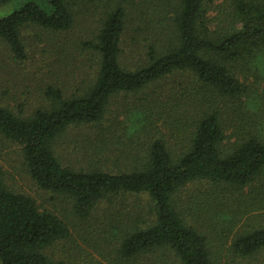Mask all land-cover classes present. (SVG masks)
<instances>
[{
    "label": "trees",
    "instance_id": "trees-1",
    "mask_svg": "<svg viewBox=\"0 0 264 264\" xmlns=\"http://www.w3.org/2000/svg\"><path fill=\"white\" fill-rule=\"evenodd\" d=\"M75 3L24 0L0 16V38L14 57L24 59L21 27L33 24L53 32L67 31L74 23ZM173 5L172 32L166 34L165 43L148 44L145 59L136 68L125 67L120 61L126 10L120 3L110 5L92 39L81 43L98 55L93 81L71 95L48 85L47 106L28 115L0 105V133L20 145L36 184L70 198L80 218L112 194L149 197L153 217L145 227L134 226L123 233L119 257L133 261L147 253L171 252L178 264H214L208 237L184 221L174 196L193 181L223 185L231 194L233 187H249L264 172V139L259 135L248 134L231 148H221L225 114L236 108V99L246 89L232 65L264 49V0H231L228 27L217 31L209 27L204 0H177ZM176 71L194 77L179 93L187 98L191 111L174 117L171 125L177 135L185 130L188 144L184 149L173 153L156 137L137 164L118 173L101 168L75 170L59 162L54 141L69 126L101 123L114 96L138 92ZM147 106L159 108L156 101H147ZM169 107L173 111L176 106L169 102ZM186 122L187 128L183 127ZM242 217L249 218L248 214ZM253 219L231 241L235 253L248 256L264 248V224L253 223ZM68 232L59 216L40 210L31 197L12 191L0 178V264H79L48 253Z\"/></svg>",
    "mask_w": 264,
    "mask_h": 264
},
{
    "label": "rangeland",
    "instance_id": "rangeland-1",
    "mask_svg": "<svg viewBox=\"0 0 264 264\" xmlns=\"http://www.w3.org/2000/svg\"><path fill=\"white\" fill-rule=\"evenodd\" d=\"M22 1L0 0V16ZM176 1L76 0L74 23L67 31L53 32L33 24L21 27L24 59L14 57L0 38V105L28 115L47 106L48 85L71 95L90 84L98 69V55L81 43L92 39L103 11L114 3L126 10L120 61L125 67L140 66L146 46L165 43L166 34L172 32ZM230 1L204 0L211 30L228 27ZM254 54L232 65L234 75L246 89L236 99V108L225 114L224 150L248 134L264 139V49ZM189 80L194 81L190 73L176 71L138 92L117 94L101 123L71 125L56 138L53 149L59 162L75 170L101 168L118 173L137 164L156 137L162 138L173 153L184 149L188 144L185 130L177 135L171 125L174 117L191 111L187 98L179 94L190 86ZM154 100L158 110L147 106V101ZM169 102L176 106L173 111ZM144 124L147 128L141 129ZM0 166V178L9 189L28 195L40 210L51 211L67 224V237L48 248L53 258L79 264H178L171 252L147 253L133 261L117 254L123 233L134 226L145 227L153 217V203L146 194L109 195L98 201L87 217L80 218L70 198L36 184L20 145L1 133ZM224 189L230 188L193 181L176 192L174 202L184 221L208 237L214 264H264V248L244 256L231 247L235 235L250 219L264 224V172L249 187H233L232 195ZM245 214L249 217L246 220L242 217Z\"/></svg>",
    "mask_w": 264,
    "mask_h": 264
}]
</instances>
